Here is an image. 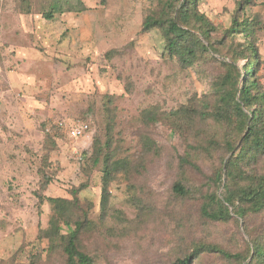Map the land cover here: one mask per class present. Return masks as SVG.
<instances>
[{"label":"rangeland","instance_id":"374dc122","mask_svg":"<svg viewBox=\"0 0 264 264\" xmlns=\"http://www.w3.org/2000/svg\"><path fill=\"white\" fill-rule=\"evenodd\" d=\"M56 1L0 0V264H67L38 237L53 212L47 197L77 198L89 214L81 249L95 264H175L203 243L246 253L249 233L264 235V211L214 221L201 207L222 193L215 175L242 143L239 120L214 116L227 72L221 60L242 72L253 44L264 92V0H198L215 30L201 37L211 53L188 62L165 51L160 28L142 30L148 15L166 14L163 0H83L79 12H60ZM234 17L250 20L249 36L228 34ZM154 106L192 116L182 126L143 120ZM80 122L87 134L70 138ZM97 137L131 160L111 177L106 216L102 165L90 159ZM239 164L263 174L264 153ZM177 182L188 195L175 192ZM194 264L240 261L205 251Z\"/></svg>","mask_w":264,"mask_h":264},{"label":"trees","instance_id":"16d2710c","mask_svg":"<svg viewBox=\"0 0 264 264\" xmlns=\"http://www.w3.org/2000/svg\"><path fill=\"white\" fill-rule=\"evenodd\" d=\"M64 1V2H63ZM57 0L52 8L60 9V12H79L87 7L83 0ZM167 8L164 16L148 15L143 22V31L158 27L162 30L165 39V51L170 55H178L183 60L189 61L199 56V53H211L208 46L201 37L209 40L215 26L203 14L195 8L198 0H163ZM162 1V2H163ZM180 6H178V4ZM171 11V12H170ZM53 18V13L44 15ZM196 21L199 24L193 25ZM250 20L247 18L234 17L232 24L227 28L228 34L241 33L244 37L250 34ZM247 53L251 56L243 71L241 72L234 62L221 60L227 66L224 80L218 90V110L214 112L216 119L232 118L239 120L242 128V143L237 152L232 155L224 167H220L215 175L221 188V194L211 193L206 195L201 207L202 215L214 221H228L233 213L238 216L257 214L264 211V173L250 174L242 171L240 160L248 157H257L264 153V92L259 90L257 79V48L250 42L246 46ZM218 52L217 49H214ZM221 90V92H220ZM195 112V110H194ZM213 114V113H212ZM191 109L171 112L157 111L156 106L142 111V118L148 122L168 120L171 124L182 126L191 119ZM112 143L101 144L100 138H95L94 150L90 159L93 165H102V195L100 202L101 215L109 212V182L111 177L126 169L131 160L128 157H116ZM235 146L230 144L229 150L233 151ZM86 155L84 154L83 157ZM245 179V183L239 184L237 177ZM48 181H46L47 183ZM174 190L180 195H188L189 190L179 182L175 183ZM53 212L49 218L48 225L40 229L38 237L49 241L48 252L61 249L66 256L67 264H95L92 255L81 249L82 232L89 228V214L83 211L78 199H67L64 197H47ZM63 226L68 231H63ZM248 242L246 253H231L216 245L198 244L194 250L182 258H178L175 264H194L200 254L205 251L216 252L226 258L237 259L240 264H264V235H253ZM40 258V257H37ZM30 263L37 262L30 258Z\"/></svg>","mask_w":264,"mask_h":264},{"label":"built area","instance_id":"2783aa9c","mask_svg":"<svg viewBox=\"0 0 264 264\" xmlns=\"http://www.w3.org/2000/svg\"><path fill=\"white\" fill-rule=\"evenodd\" d=\"M89 130V125L86 122H80L72 126L69 130V136L72 139H80L84 137Z\"/></svg>","mask_w":264,"mask_h":264}]
</instances>
